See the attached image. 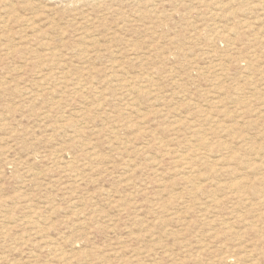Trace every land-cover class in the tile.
<instances>
[{
    "label": "rangeland",
    "instance_id": "obj_1",
    "mask_svg": "<svg viewBox=\"0 0 264 264\" xmlns=\"http://www.w3.org/2000/svg\"><path fill=\"white\" fill-rule=\"evenodd\" d=\"M0 264H264V0H0Z\"/></svg>",
    "mask_w": 264,
    "mask_h": 264
}]
</instances>
